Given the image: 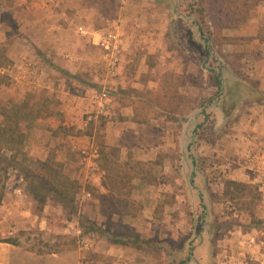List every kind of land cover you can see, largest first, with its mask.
Here are the masks:
<instances>
[{"label": "rangeland", "instance_id": "obj_1", "mask_svg": "<svg viewBox=\"0 0 264 264\" xmlns=\"http://www.w3.org/2000/svg\"><path fill=\"white\" fill-rule=\"evenodd\" d=\"M60 1L67 10L42 11L50 19L60 17L56 23L70 34L58 29L57 39L63 41H57V48H40L28 39L25 43L21 30L23 17L34 18L40 11L35 10L37 0H0V105L9 106L13 99L23 101L20 90L10 92L8 76L16 77L21 70L6 56L18 44L24 52L19 66L25 64L28 69L25 77L19 76V83L34 87L21 95L33 108L44 95L41 88L47 81L54 85L52 95H59L58 79L68 83L69 94L75 96L107 94L109 114L84 112L83 131L104 120H117L119 112L111 108L115 101L131 109L138 105L146 125L140 131L147 138L141 140L138 131L136 141L143 143L145 153L153 151V160L149 169L134 170L127 166L129 160L135 161L128 156L131 153L120 155L126 194L115 196L109 185L113 206H102L104 188L77 183L80 190L73 195L71 214L55 199L46 202L45 211L34 203L30 206L33 223L24 224L26 218L21 216L20 230L4 239H14L33 254L53 255L51 259L62 264H237L238 258L247 264L244 259L254 253L244 250L242 241L250 237L258 244L264 241V94L257 91L254 80L255 71L264 72L258 46L264 40V29L255 36H244L257 9L235 29L213 27L207 16L201 33L195 18L200 0ZM77 8L83 22L69 25L62 17L78 16ZM88 25L98 32H118L121 74L115 75L126 77L129 99L115 86L101 83L115 75L109 72L103 52L75 34L76 27ZM40 32L35 35L41 36ZM43 41L45 45L41 36L39 42ZM66 65L75 69L73 76L60 70ZM125 133L124 143L135 144L131 131ZM54 155L53 149L47 157ZM29 159L23 162L17 156L19 165L8 171L5 193L30 197L17 170L26 168L37 174L38 166ZM62 173L71 180L67 172ZM230 180L247 185L234 200L223 195L224 182ZM83 218L110 234H134L151 243L114 245L102 235L85 231ZM259 250L264 252V244Z\"/></svg>", "mask_w": 264, "mask_h": 264}, {"label": "crops", "instance_id": "obj_2", "mask_svg": "<svg viewBox=\"0 0 264 264\" xmlns=\"http://www.w3.org/2000/svg\"><path fill=\"white\" fill-rule=\"evenodd\" d=\"M76 5L78 7V4ZM53 7H59L60 11V8H65V4L60 0H37L35 10H40L38 14L36 13L34 18L33 16L23 17V23L25 24L21 30L24 32V37L22 36V40L25 43L28 39L31 43L37 45L36 47L57 48L59 42L63 41L61 38L57 39L58 29L62 30L66 35L70 34L69 31H64L63 28L56 23L59 21L60 17H58V19H50L49 14H44L42 11L44 10L47 13ZM256 9L255 15L247 24L248 26L246 30L248 31L245 32L244 36H255L261 32V29H264V2L258 4ZM63 10L67 9L65 8ZM54 11H56V9H54ZM77 12L79 13L78 16L66 14L68 16L64 15L62 18L69 25L74 22H83L81 19L82 15L80 14V11H78V8ZM57 15L62 16V13ZM24 19L26 20L25 22ZM14 22V19H12L13 25ZM44 28H46V30ZM78 28H83L86 34H80L78 32ZM39 32L44 40L46 39L45 45V41H43L42 44L39 42L41 36L35 35ZM236 32H238L237 34H240L239 30ZM100 33L102 32L92 30L89 25L78 26L75 28V34L79 35L81 37L80 39L84 38V42L90 43L92 45L96 43L97 37ZM58 40L59 42H57ZM256 41L257 40L254 42L257 43L258 41ZM1 42L2 40H0V46ZM258 46L261 55L264 57V40H262L261 43L258 42ZM76 50L77 49H75V51ZM9 51L11 52H7V58L14 63L13 67L18 65V69L21 70L16 77L11 74L8 75L12 82L10 92L14 94L18 93L20 90L18 95L22 98L21 101H23L20 103H15L17 101L16 99H13V103L9 106H2L10 107L15 104L19 105L25 103L32 114H34V117L31 121L20 123V127L25 130L27 136L22 147V152H25L24 154L27 159L30 158L29 160L42 162L47 159H51L58 166V168L62 170V172H67L70 175L71 180L78 183L80 186L90 184L94 187H101L102 189L103 187L101 185V181L104 177V171L101 167V154H99L100 151L107 153L110 149H117L119 154L117 158L118 164L120 162V155L126 153H131V155L129 154L128 156L138 162H151V160H153V151L151 150V152L145 153L144 150H142L143 143L139 142L138 144L136 141L138 131L141 129L143 130L146 125L134 122L133 109L122 106L119 104V101H115L111 105V108H114L115 111L119 112L116 113V116L119 117L117 120H104V122L100 123L98 127L96 125L88 131H83L84 129H81V118L84 112H91L90 110L96 111L97 107L94 102V97L96 95L93 96V98H90L86 96H75L74 93L69 94V84L66 83L65 85V81L63 79H58V81H56L58 84L57 87L60 89L58 91L59 95H52L51 92H54V85L49 84L48 81L42 85L41 91L45 93L38 100L36 108H33L27 100H24L25 96L23 97V95H21L26 91L31 90V88H34L32 86L33 84H30L29 82H22L21 84L19 83V81H21L19 76L28 74V69L26 68L25 64L24 68L22 67L23 64L19 66V63H21L20 58L24 56V52L20 49L18 44H13V48ZM49 53L53 56L52 52ZM60 54L61 53H58V55ZM56 59L58 60V58ZM59 68H61L60 70L64 69L63 71H65L70 76L75 74V69L69 65L63 67L60 66ZM2 69L3 67H0V70ZM120 69V67L116 69L115 74L117 76L121 74ZM50 71H52V69ZM116 75L113 78L105 77L104 80H101L103 86H115L122 92L129 89L127 88L128 81L125 79L126 77L119 78V76L117 78ZM254 76V80L257 82V91L264 94V72L261 71L258 73V71H255ZM63 86H66V88L68 86L67 90H63ZM22 87L25 88L20 89ZM90 103L91 105L87 107ZM107 114H109L108 108L104 112L105 116H107ZM0 119L2 120L0 124L1 126L3 123V118L1 115ZM53 122H56L55 126L52 124ZM181 125L183 129L184 122ZM128 130L133 134L131 139H133L135 144L127 146L126 144L128 141L125 144L124 139L126 135L125 132H128ZM144 134V131H142V133L140 131L141 140L147 138ZM175 148L176 147L174 146L173 150ZM53 149L55 155L50 158L47 157L49 152ZM154 149L156 151L158 150L157 147H154ZM82 192H84V190H82ZM85 195L90 196L88 192H85ZM34 203L36 202L31 196L29 197L28 194L19 192L12 194L4 193V197L0 204V241L4 238L14 236V234L20 230V221H22L21 216L22 218H26V220L23 219L24 224L25 222L31 224L33 223L32 220L35 218V216L32 215V212H30V206ZM44 207L46 206L44 205L41 211H45ZM242 243L245 245L243 248L244 250L246 249L247 252L250 250L252 253H254L250 257L247 255V259L243 258L247 264H264V252H260L259 250L260 247L262 249L264 241H262L261 244H258L254 238L250 237L248 240L242 241ZM52 256L33 254L31 251L23 248V246L20 244L11 245L0 242V264H62V262L60 260L58 261V259H51ZM236 263L243 264L244 261L241 260V258H238Z\"/></svg>", "mask_w": 264, "mask_h": 264}, {"label": "trees", "instance_id": "obj_3", "mask_svg": "<svg viewBox=\"0 0 264 264\" xmlns=\"http://www.w3.org/2000/svg\"><path fill=\"white\" fill-rule=\"evenodd\" d=\"M90 1V0H89ZM88 2V0H87ZM223 2V3H222ZM264 2V0H200L197 1L195 5V12L197 17L196 23L198 24V29L202 33V28L206 25L207 16L211 18V25L222 28H232L235 29L239 25H242L246 21L247 14L253 11L258 4ZM98 4L96 2H92ZM1 54V52H0ZM1 58V56H0ZM2 61H6L3 59ZM0 67L1 59H0ZM215 83L218 85L219 81L215 78ZM122 92V91H121ZM136 93V92H135ZM122 94L126 95L129 99V93L123 91ZM122 101L119 100V104L122 105ZM134 115L133 121L138 124H143L144 120L141 115L144 114L140 107L137 105L133 108ZM141 111V112H140ZM0 115L3 118V123L0 126V204L5 193V183L7 180L8 171L10 169H16L17 156H20L21 161L25 162L27 157L22 152L23 144L26 140V133L23 128L20 127V123L28 122L33 119L32 112L29 110L27 104H15L10 107H4L0 105ZM102 126V125H100ZM8 154V155H6ZM101 167L104 171V177L101 181L102 187L107 191L106 194L101 195L102 206L108 207L114 205V197L110 195L108 190L109 185L114 188L116 194L125 195L123 192L127 182L125 179V169L117 162L119 156L117 149H110L108 152H101ZM38 166L37 174L34 171L23 168L17 170L20 172L23 181L27 184L29 188V194L32 199L39 205L40 209L43 208L47 201L52 199L57 200L64 211L67 213H72L73 209V195L80 190V186L68 179L60 168L54 163L53 160L47 159L44 162L35 161ZM152 163L146 162L141 163L138 161L129 160L127 166L130 169L136 170L137 168H142L143 166L150 168ZM247 185L236 181H225L223 195L228 198V200H234L239 197L243 189H246ZM119 196V195H118ZM109 203V204H108ZM108 204V205H107ZM107 213L112 214L110 209H107ZM81 227L87 232H94L99 235L104 236L109 242L114 245L120 246H141L151 243L148 240L141 239L139 236L134 234L125 235H113L102 228H100L95 222L89 221L87 219H82ZM1 243H7L11 245H18L14 239H3Z\"/></svg>", "mask_w": 264, "mask_h": 264}, {"label": "built area", "instance_id": "obj_4", "mask_svg": "<svg viewBox=\"0 0 264 264\" xmlns=\"http://www.w3.org/2000/svg\"><path fill=\"white\" fill-rule=\"evenodd\" d=\"M80 34H86L83 28H78ZM104 54L105 59L107 60V67L111 74H115L117 69L118 55L121 51V40L118 33L105 30L100 33L97 37L96 43H94ZM94 102L96 104V113L99 115H104V112L107 110V105L110 102L107 98L106 92L102 91L100 94L94 97ZM88 120L91 119V116L87 117Z\"/></svg>", "mask_w": 264, "mask_h": 264}]
</instances>
